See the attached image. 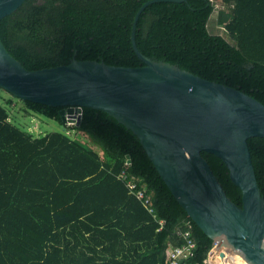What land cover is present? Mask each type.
I'll return each mask as SVG.
<instances>
[{
	"label": "trees",
	"instance_id": "obj_1",
	"mask_svg": "<svg viewBox=\"0 0 264 264\" xmlns=\"http://www.w3.org/2000/svg\"><path fill=\"white\" fill-rule=\"evenodd\" d=\"M147 1L26 0L1 20L0 37L29 70L67 65L74 57L137 67L144 63L132 28ZM220 1L228 38L209 31L212 0L161 1L141 13L138 47L264 103V0ZM20 101L25 114L64 124L62 107ZM10 102L0 103V264H171V248L185 243L175 235L179 227L196 242L186 263L207 264L214 241L179 204L131 130L86 107L72 128L81 138L64 131L35 136L13 123ZM249 145L264 195V138H250ZM203 157L242 206L223 160ZM130 180L136 192L146 189L153 212Z\"/></svg>",
	"mask_w": 264,
	"mask_h": 264
},
{
	"label": "water",
	"instance_id": "obj_2",
	"mask_svg": "<svg viewBox=\"0 0 264 264\" xmlns=\"http://www.w3.org/2000/svg\"><path fill=\"white\" fill-rule=\"evenodd\" d=\"M26 0H0V22ZM133 47L137 67L72 59L70 64L29 70L0 37V88L23 101L62 107L64 122L79 126L93 108L131 130L188 216L210 237L222 258L230 253L248 264H264V195L249 139L264 138V103L177 64L156 60ZM203 152L223 160L242 206L226 193ZM128 162L132 160L128 156Z\"/></svg>",
	"mask_w": 264,
	"mask_h": 264
},
{
	"label": "rangeland",
	"instance_id": "obj_3",
	"mask_svg": "<svg viewBox=\"0 0 264 264\" xmlns=\"http://www.w3.org/2000/svg\"><path fill=\"white\" fill-rule=\"evenodd\" d=\"M212 2L215 8L208 23L209 31L212 34L222 35L228 38L226 29L219 23V15L221 9L223 8V4L220 0H212ZM5 102L11 103V105L7 106H9L10 110L12 111L11 119L13 123L24 130L34 133L35 136H43L51 132L64 131L71 134V136L73 137L81 138V135H79L77 131L72 130V128L74 127L72 123L64 122V124H62L57 120H53L45 116L25 114V112L22 110L21 101L18 98L12 96L4 89L0 88V103L5 104ZM94 147L95 149L100 150L98 147ZM223 250L224 249H222L221 251ZM224 252L227 253V255L228 253H230V251L225 250ZM217 258L218 257H216L213 261H217ZM222 259L225 260L226 258Z\"/></svg>",
	"mask_w": 264,
	"mask_h": 264
},
{
	"label": "built area",
	"instance_id": "obj_4",
	"mask_svg": "<svg viewBox=\"0 0 264 264\" xmlns=\"http://www.w3.org/2000/svg\"><path fill=\"white\" fill-rule=\"evenodd\" d=\"M122 177L125 178L127 177L126 172L122 173ZM128 185L132 189L133 192L136 193L138 199H140L143 204L148 207L150 212H153V208H151L152 205V199L151 196L147 193L146 189H140L138 192H136L135 189H137V183L133 180H130L128 182ZM186 225H189V223H185ZM176 236L183 238L185 240V243H183L180 246H175L172 247L170 250L171 253V264H187L186 261L190 258H192L195 254V248H196V242L195 240L191 237V234L189 230H183L180 227L176 230L175 233ZM216 257H220V251L217 250V245L214 244L212 249L209 252L208 259H207V264H215L213 263L214 259Z\"/></svg>",
	"mask_w": 264,
	"mask_h": 264
},
{
	"label": "bare ground",
	"instance_id": "obj_5",
	"mask_svg": "<svg viewBox=\"0 0 264 264\" xmlns=\"http://www.w3.org/2000/svg\"><path fill=\"white\" fill-rule=\"evenodd\" d=\"M225 251H229V250H226L224 249ZM218 260L213 262L215 264H248L243 258L239 257L238 255H235V254H231V253H228L227 257H226V261L223 260L222 258L218 257L217 258Z\"/></svg>",
	"mask_w": 264,
	"mask_h": 264
},
{
	"label": "clouds",
	"instance_id": "obj_6",
	"mask_svg": "<svg viewBox=\"0 0 264 264\" xmlns=\"http://www.w3.org/2000/svg\"><path fill=\"white\" fill-rule=\"evenodd\" d=\"M230 264V263H229Z\"/></svg>",
	"mask_w": 264,
	"mask_h": 264
}]
</instances>
